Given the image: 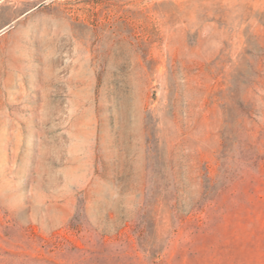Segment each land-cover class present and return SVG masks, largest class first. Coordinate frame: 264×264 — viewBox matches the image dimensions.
I'll list each match as a JSON object with an SVG mask.
<instances>
[{"label":"rangeland","instance_id":"1","mask_svg":"<svg viewBox=\"0 0 264 264\" xmlns=\"http://www.w3.org/2000/svg\"><path fill=\"white\" fill-rule=\"evenodd\" d=\"M0 264H264V0H0Z\"/></svg>","mask_w":264,"mask_h":264}]
</instances>
